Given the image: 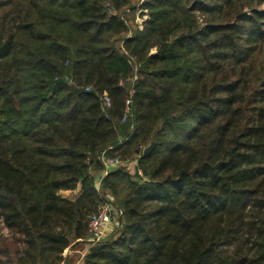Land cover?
Listing matches in <instances>:
<instances>
[{"label": "trees", "instance_id": "trees-1", "mask_svg": "<svg viewBox=\"0 0 264 264\" xmlns=\"http://www.w3.org/2000/svg\"><path fill=\"white\" fill-rule=\"evenodd\" d=\"M135 1L0 0V264H71L109 192L80 264H264V0Z\"/></svg>", "mask_w": 264, "mask_h": 264}, {"label": "rangeland", "instance_id": "rangeland-1", "mask_svg": "<svg viewBox=\"0 0 264 264\" xmlns=\"http://www.w3.org/2000/svg\"><path fill=\"white\" fill-rule=\"evenodd\" d=\"M145 1L146 0L135 1L137 5L135 18L134 20L129 19L131 18L130 16L128 18L131 28L137 26L138 29H143L144 23L149 19L148 9L142 7V2ZM129 170L140 174V171L137 169V162L131 163V165L129 166ZM76 193H78V191H70L69 193H67L68 194L67 196L75 197ZM105 197L108 204L111 203L114 204V206H113V210L111 211V220L109 222L107 231L104 232V237L101 240H103L105 237H107L108 235L114 232V230L116 229L115 228L116 221H119L118 218L120 216V212H118V207L115 206L116 196L113 193L109 192L105 195ZM0 232L8 233V230H6L1 223H0ZM92 243L94 244V242H92L91 239L79 243L78 245H75L72 250L66 253L67 255H69V260L71 261V264H80L82 256L86 253V251L92 245Z\"/></svg>", "mask_w": 264, "mask_h": 264}, {"label": "built area", "instance_id": "built-area-1", "mask_svg": "<svg viewBox=\"0 0 264 264\" xmlns=\"http://www.w3.org/2000/svg\"><path fill=\"white\" fill-rule=\"evenodd\" d=\"M106 106L111 105L108 97H105ZM102 162L104 163L103 175H106L113 167L119 165L121 160L118 156L108 157L106 154L102 155ZM100 187V180L98 181V188ZM113 205L110 203L103 204L99 211L93 214L89 220V233L92 242L100 241L104 237V232L107 231L109 222L111 220V211ZM106 235V234H105Z\"/></svg>", "mask_w": 264, "mask_h": 264}, {"label": "crops", "instance_id": "crops-1", "mask_svg": "<svg viewBox=\"0 0 264 264\" xmlns=\"http://www.w3.org/2000/svg\"><path fill=\"white\" fill-rule=\"evenodd\" d=\"M75 191H78V193H76V196H78V195H80V193H81V189L79 188V189H77V190H75ZM70 191H62L61 192V194L63 195V196H65V197H68V198H75V197H69V196H67L68 194L67 193H69Z\"/></svg>", "mask_w": 264, "mask_h": 264}, {"label": "water", "instance_id": "water-1", "mask_svg": "<svg viewBox=\"0 0 264 264\" xmlns=\"http://www.w3.org/2000/svg\"><path fill=\"white\" fill-rule=\"evenodd\" d=\"M154 148V144H150L149 146H147L144 150V154H149Z\"/></svg>", "mask_w": 264, "mask_h": 264}]
</instances>
